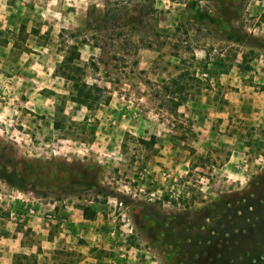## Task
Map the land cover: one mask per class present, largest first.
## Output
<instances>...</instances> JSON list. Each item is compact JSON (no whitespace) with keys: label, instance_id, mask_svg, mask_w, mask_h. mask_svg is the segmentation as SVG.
Returning <instances> with one entry per match:
<instances>
[{"label":"rangeland","instance_id":"374dc122","mask_svg":"<svg viewBox=\"0 0 264 264\" xmlns=\"http://www.w3.org/2000/svg\"><path fill=\"white\" fill-rule=\"evenodd\" d=\"M58 232L76 264H264V0H0V264Z\"/></svg>","mask_w":264,"mask_h":264},{"label":"trees","instance_id":"16d2710c","mask_svg":"<svg viewBox=\"0 0 264 264\" xmlns=\"http://www.w3.org/2000/svg\"><path fill=\"white\" fill-rule=\"evenodd\" d=\"M109 18L108 12L102 13L101 21L103 24L109 21ZM69 51L70 54L63 57L56 71L60 76L71 82V99L78 104L93 109L102 101H106L103 89L96 84H88L80 77L81 67L75 63V60L79 58L80 52L74 46H70Z\"/></svg>","mask_w":264,"mask_h":264},{"label":"crops","instance_id":"0c3cea01","mask_svg":"<svg viewBox=\"0 0 264 264\" xmlns=\"http://www.w3.org/2000/svg\"><path fill=\"white\" fill-rule=\"evenodd\" d=\"M200 96L201 97L198 99L197 102L190 101V105L192 107L194 106V107L199 108V107H202V105H204L205 99H207V96L203 94ZM196 112L198 113L199 111L196 110ZM33 222H34V219H32L31 223L33 224ZM34 226L36 225L33 224V229H34ZM69 237L71 239L70 235L64 234L63 232L62 233L58 232L57 236L54 237V240L51 241L52 244L48 241H45V242L42 241V243H40L42 251L41 250L38 251L35 249L33 250L32 248H36L38 244L32 243L29 247V251L33 253L35 264H61L60 263L61 261L65 262L63 264H76V263H73L74 259L76 260L78 257L84 258L83 254L80 255V252L83 249L79 245L70 243ZM58 247H60V249L62 250L61 252H59V256L55 253V249H54Z\"/></svg>","mask_w":264,"mask_h":264}]
</instances>
